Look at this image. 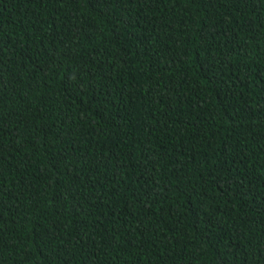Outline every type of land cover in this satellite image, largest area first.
<instances>
[{"label":"trees","instance_id":"16d2710c","mask_svg":"<svg viewBox=\"0 0 264 264\" xmlns=\"http://www.w3.org/2000/svg\"><path fill=\"white\" fill-rule=\"evenodd\" d=\"M0 264H264V0H0Z\"/></svg>","mask_w":264,"mask_h":264}]
</instances>
